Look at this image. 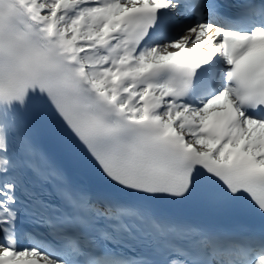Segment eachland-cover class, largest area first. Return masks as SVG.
Wrapping results in <instances>:
<instances>
[{"label":"snow or ice","instance_id":"6c2138e0","mask_svg":"<svg viewBox=\"0 0 264 264\" xmlns=\"http://www.w3.org/2000/svg\"><path fill=\"white\" fill-rule=\"evenodd\" d=\"M191 200L264 220V0H0V264H264Z\"/></svg>","mask_w":264,"mask_h":264},{"label":"bare ground","instance_id":"6f19581e","mask_svg":"<svg viewBox=\"0 0 264 264\" xmlns=\"http://www.w3.org/2000/svg\"><path fill=\"white\" fill-rule=\"evenodd\" d=\"M189 46H190V47H194L195 45H194V44H190Z\"/></svg>","mask_w":264,"mask_h":264}]
</instances>
